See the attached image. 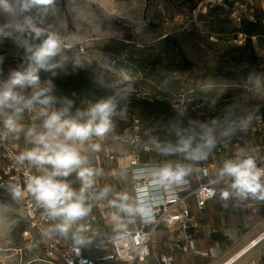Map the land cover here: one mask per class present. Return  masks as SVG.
Listing matches in <instances>:
<instances>
[{
	"label": "rangeland",
	"instance_id": "obj_1",
	"mask_svg": "<svg viewBox=\"0 0 264 264\" xmlns=\"http://www.w3.org/2000/svg\"><path fill=\"white\" fill-rule=\"evenodd\" d=\"M24 15H30L42 32L34 43L41 44L51 34L61 40V54L68 57L65 67L69 74L58 68L54 69L58 74L53 77L51 71L41 69V84L51 80L56 96L73 100L72 114L117 92L128 94L113 117V130L96 139L100 150L83 149L90 163L99 160L103 168V173L94 178L89 193L103 189L106 199L117 203H121L119 195H126L127 200L122 203L128 209H132L133 203L130 170L135 152L141 163L182 159L145 150L152 136L161 140L172 138L167 134L170 123L182 120L189 109L210 119L221 115L228 105L243 110L254 105L260 109L264 104V99L254 97L251 89L256 79L264 81V39L254 40L258 59L253 61L237 44V26L227 11L209 7L207 0H56L48 14L33 10ZM8 19L0 14V23ZM19 19L23 20V16ZM0 56L4 57L0 81L22 64L26 66L23 49L11 38L0 43ZM76 58L80 65L73 71ZM59 60L57 56L50 63ZM137 137V143L132 144ZM257 145L250 131L238 133L227 146L219 144L207 161L193 167L207 165L215 176L223 161L234 157L240 148H247L262 164L264 142L259 150ZM30 146L24 137L17 142V147L23 150ZM111 154L116 158L114 161L108 159ZM67 181L76 190L81 187L75 173ZM218 188L216 199L196 212L197 228L187 232L201 241L202 250H210L215 234L230 240L232 247L211 264L222 263L264 230V201L235 196L222 199L220 193L230 189L225 182L218 183ZM103 211V201H97L89 214L96 213L101 223L111 224L106 231L108 236H116L126 227L134 229L135 226L129 225L118 227L119 217L105 218ZM60 222L58 219L55 225ZM82 222L83 219L74 224L67 234H58L71 243H79L83 240ZM23 223L24 212L0 191V264H47L42 260L44 255L37 240L30 249H25L23 257L16 253V249L26 246L20 235ZM230 232L235 234L234 240L229 239ZM155 238L150 264H157L155 258L164 255L175 257V264H204L194 254L182 257L166 229ZM255 251L242 264L258 260L259 252Z\"/></svg>",
	"mask_w": 264,
	"mask_h": 264
},
{
	"label": "clouds",
	"instance_id": "obj_2",
	"mask_svg": "<svg viewBox=\"0 0 264 264\" xmlns=\"http://www.w3.org/2000/svg\"><path fill=\"white\" fill-rule=\"evenodd\" d=\"M56 0H0V14L9 19L0 23V43L11 38L14 44L23 49L25 64L9 73L6 80L0 82V124L4 134L17 138L23 134L25 142L31 145L21 151L17 163L27 162L40 174L26 176V191L30 193L37 205L44 209L52 219L61 221L53 231L67 234L78 221L91 212V204L87 203L89 190L93 187L97 170L90 166L89 156L83 150L85 144L93 138H104L113 128V117L121 100L128 94L117 92L107 98L90 103L84 110L72 114L73 100L58 97L54 94L51 80L41 84L40 70L51 71L61 69L69 74L65 67L68 57L61 54L60 38L51 34L39 45L42 32L30 15L36 10L40 14H48L55 7ZM23 16V20L19 19ZM60 56L56 63H50ZM4 57L0 56V65ZM80 65L78 58L73 60V71ZM31 89L30 94L24 90ZM251 89L253 96L264 99V81L256 79ZM61 105L55 109V105ZM215 104V101H213ZM35 113L33 119H41L40 125L25 126L21 118L25 112ZM259 105L247 109H238L228 105L221 115L200 120L189 118L187 124L176 120L170 123L167 134L161 140L152 136L145 145V150H154L161 156H179L182 159L165 161L163 166L155 169L153 176L162 185H180L187 183L194 165L207 161L217 146L231 142L238 133H247L252 127ZM92 151H99L100 144L91 143ZM187 162V163H186ZM75 173L80 181L79 190L73 188L67 178ZM225 182L228 189L220 193L222 199L231 196L240 199L264 201V167L258 164L257 156L247 148H240L234 157L225 159L218 169L216 178L211 184ZM14 198L22 196L20 187H12ZM215 190L208 189V196H214ZM113 205L127 210L123 201L126 195H119Z\"/></svg>",
	"mask_w": 264,
	"mask_h": 264
},
{
	"label": "built area",
	"instance_id": "obj_3",
	"mask_svg": "<svg viewBox=\"0 0 264 264\" xmlns=\"http://www.w3.org/2000/svg\"><path fill=\"white\" fill-rule=\"evenodd\" d=\"M207 5L212 8L221 7L226 10L230 20L241 25L244 21H255L258 11L263 12L264 22V0H207ZM246 35L238 33L237 44L245 43ZM255 39V37H253ZM2 82V81H0ZM27 89L24 94H30ZM35 113L25 112L21 121L25 126L42 123L41 119H33ZM255 137L258 145L264 142V118L261 114L256 115L252 127L248 130ZM23 139V134L17 138L14 135L4 134L3 126L0 124V191L2 195L12 202L17 209L24 212L25 229L22 239L25 247L16 249L21 257L25 249H30L35 240L42 248L43 261L47 264H103L106 262H119L120 264H150L154 255L152 251L153 241L158 231L162 228L173 236L176 247L182 254H194L196 256H207L212 260L220 258L226 246L215 241L210 250H201L196 238L187 235V232L197 228L195 221L196 212L204 209L210 202L214 201L219 193L218 183L211 184L216 178L213 170L207 165H199L194 174L187 177L185 184L162 185L155 181L153 172L163 166V163H141L139 154L135 152L131 161V190L132 209L121 210L113 205V200L106 199V192L93 190L88 194L87 203L94 205L97 201H103L105 211L103 217L109 215L118 216L126 226H135L134 229L125 228L122 233L110 238L106 245H101L98 240L101 236V218L96 213H91L83 218V240L79 243H71L61 237L57 231H53L57 219L50 218L43 208L39 207L34 197L26 191V176L38 175L34 167L27 162L17 163L16 157L21 152L17 142ZM97 138L85 144L84 149H91V143ZM138 137L132 141L136 144ZM110 161L116 158L109 155ZM258 159V158H257ZM258 164L264 167V163L258 159ZM97 170V176L103 173L101 162L96 160L90 164ZM94 177V178H95ZM18 186L22 196L14 198L12 187ZM214 189L215 195L209 197L208 189ZM176 238V239H175ZM109 249V250H107ZM258 250L259 259L252 260L247 264H264V230L250 239L238 251L220 264H242L247 256ZM257 252V251H255ZM157 264H173V257L166 260L155 258Z\"/></svg>",
	"mask_w": 264,
	"mask_h": 264
},
{
	"label": "trees",
	"instance_id": "obj_4",
	"mask_svg": "<svg viewBox=\"0 0 264 264\" xmlns=\"http://www.w3.org/2000/svg\"><path fill=\"white\" fill-rule=\"evenodd\" d=\"M217 8L223 10V8H221V7H217ZM235 25L237 26V28H236L237 35H238V33H243L246 35L245 43L240 47H242V49H244L245 51L248 52V54L250 55V58L253 61L257 60L258 57L255 54L254 40L256 38L264 39L263 12L258 11L257 18L255 21H244L241 25H237V24H235ZM253 37H255V39H253ZM40 78L42 79L41 74H40ZM257 114H261L262 117L264 118V104L259 109V112ZM189 117H192L194 119H200V120L206 119L205 116H202V115L196 113L195 111L189 109V111L187 112V116L182 118V121H184L185 125L187 124ZM24 229H25V224L23 223L21 228H20V235H22V232ZM214 237H216L215 241L221 242L226 247L229 246L230 240H228L227 237L222 236L220 234H218V235L215 234Z\"/></svg>",
	"mask_w": 264,
	"mask_h": 264
},
{
	"label": "crops",
	"instance_id": "obj_5",
	"mask_svg": "<svg viewBox=\"0 0 264 264\" xmlns=\"http://www.w3.org/2000/svg\"><path fill=\"white\" fill-rule=\"evenodd\" d=\"M22 151H24L23 149H21ZM26 150V149H25ZM94 161H96V160H94ZM94 161H92V162H94ZM91 164V163H90ZM36 170V169H35ZM37 172V171H36ZM38 173V172H37ZM40 174V173H39ZM216 199V198H215ZM211 203V202H210ZM209 203V204H210ZM208 204V205H209ZM207 205V206H208ZM206 206V207H207ZM118 221V227H123L124 228V223L120 220V219H118L117 220ZM110 222V221H109ZM111 226V224L110 223H108V222H103L102 223V229H101V236H100V239L98 240V242L101 244V245H106L107 243H108V240L110 239V238H112V236H108L107 234H106V231H108V229H109V227ZM164 229V228H163ZM163 229L161 228L159 231H158V233L156 234V237L158 236V234L161 232H163ZM234 235L235 234H232L231 232L228 234V236H230L229 237V239H231V240H234ZM168 236H171V235H169V233H168ZM114 237V236H113ZM196 238V237H195ZM253 238V237H252ZM172 240H174V238H173V236H172ZM155 241H156V238L154 239V241H153V244L155 243ZM196 241H197V245L199 246V248H200V240L198 239V238H196ZM211 243V245L208 247V248H211V247H213L214 246V244H215V241H211L210 242ZM232 247V245H229L227 248H226V250H228L229 248H231ZM201 249V248H200ZM202 250V249H201ZM205 250V249H204ZM207 250V249H206ZM225 250V251H226ZM180 255H182V257H185V256H191L190 254H182L181 252H180ZM167 257H170L169 255L168 256H163V260H166V258ZM179 257V256H178ZM178 257H176V258H178ZM182 257H179L181 260L183 259ZM195 258L196 259H199V261L200 262H202V263H204V264H211L212 262H214L215 260H212L210 257H207V256H196L195 255ZM175 257H174V259H173V264H175ZM183 264V263H182Z\"/></svg>",
	"mask_w": 264,
	"mask_h": 264
}]
</instances>
